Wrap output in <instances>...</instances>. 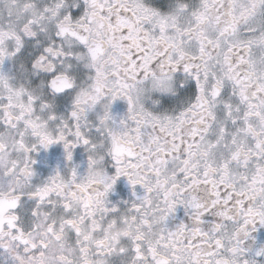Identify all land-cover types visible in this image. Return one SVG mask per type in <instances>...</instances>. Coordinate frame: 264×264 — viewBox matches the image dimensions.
<instances>
[{
	"label": "snow or ice",
	"instance_id": "6c2138e0",
	"mask_svg": "<svg viewBox=\"0 0 264 264\" xmlns=\"http://www.w3.org/2000/svg\"><path fill=\"white\" fill-rule=\"evenodd\" d=\"M262 231L264 0H0V264H264Z\"/></svg>",
	"mask_w": 264,
	"mask_h": 264
},
{
	"label": "flooded vegetation",
	"instance_id": "af4514ba",
	"mask_svg": "<svg viewBox=\"0 0 264 264\" xmlns=\"http://www.w3.org/2000/svg\"><path fill=\"white\" fill-rule=\"evenodd\" d=\"M117 112L123 111V105L117 103L115 106ZM74 158L79 161L82 159L81 153L79 150H76ZM63 159L62 157V148L60 146H52L47 152H41L37 156V165L36 167L41 172H46L48 168L54 166L56 163L60 162ZM130 196V189L126 182L121 179L115 187V193L113 199H127ZM261 235L264 236V231L261 232Z\"/></svg>",
	"mask_w": 264,
	"mask_h": 264
}]
</instances>
